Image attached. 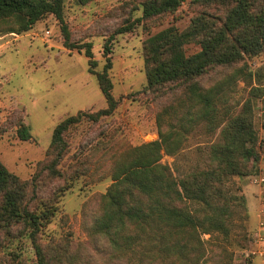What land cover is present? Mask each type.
Returning <instances> with one entry per match:
<instances>
[{"label":"trees","instance_id":"trees-1","mask_svg":"<svg viewBox=\"0 0 264 264\" xmlns=\"http://www.w3.org/2000/svg\"><path fill=\"white\" fill-rule=\"evenodd\" d=\"M66 1L0 0V34L26 33L53 16L60 24L64 47L83 51L88 72L106 103L96 113L78 112L59 122L29 180H21L0 162V236L7 246L27 241L35 264H91L80 252L52 253L42 245L60 198L71 188L62 185L43 194L42 184L65 179L68 133L83 121L98 123L111 117L119 106L109 77L110 39L103 45L105 64L96 71L91 44L69 43L63 17ZM74 1L85 5L93 0ZM184 1L144 0L135 21L172 16ZM190 4L199 8L186 28L169 26L142 44L143 92L166 103L156 115L158 139L118 152L109 150L99 169L91 173L81 162L68 178L89 174L93 182L103 164L111 162L104 173L111 183L88 228V237L99 243L96 248L105 264H218L214 255L220 262L226 260L235 224L248 214L241 188L233 179L257 174V163L264 157V139L259 140L253 122L255 100L264 104V65L252 73L245 63V58L264 57V0H190ZM132 28V24L120 27L115 34ZM188 44L199 50L188 55ZM253 78L258 86L240 107L233 105L237 83ZM197 127L205 134L219 130L218 140L209 146L202 165L176 176L160 161L177 156ZM16 136L21 142L31 139L22 123L16 126Z\"/></svg>","mask_w":264,"mask_h":264},{"label":"rangeland","instance_id":"rangeland-1","mask_svg":"<svg viewBox=\"0 0 264 264\" xmlns=\"http://www.w3.org/2000/svg\"><path fill=\"white\" fill-rule=\"evenodd\" d=\"M143 1L93 0L79 5L74 0H67L64 7L69 43L91 44L96 71L105 64L103 45L110 39L112 67L109 77L119 106L111 117L98 123L83 121L68 133L69 152L62 168L65 179L59 182L45 180L42 192L45 194L62 185L71 188L60 198L56 217L41 242L52 253L63 250L80 252L83 254L81 258L88 257L91 264H105L103 255L96 248L95 243H99L88 237V228L98 212L101 195L111 183L109 174L104 175L111 162L108 160L103 164L93 182L89 181V174L68 178L81 162L91 173L99 169L109 150L118 152L158 139L156 115L166 103L156 102L153 96L143 92L146 78L142 44L149 36L169 26L183 30L199 8L185 0L172 16L136 22L135 19L141 16ZM130 24L133 28L129 32L115 34L120 27ZM185 48L188 55L199 50L194 44ZM245 63L254 73L264 65V57L245 58ZM257 86L254 78L249 83L238 82L232 104L240 107L248 99L251 89ZM105 108L97 81L88 72L87 58L83 51L64 47L60 24L53 16H46L26 33L0 34V162L9 172L21 180H29L36 164L43 160L59 122L78 112L93 114ZM253 122L259 140L264 139L261 128L264 104L261 100H255ZM18 123L28 127L30 140L21 142L17 138ZM218 135L219 130L205 134L197 127L188 135L177 156H164L160 163L169 166L176 176H181L202 165L206 151L217 142ZM102 147L105 151L100 149ZM263 162L264 157L257 163V174L233 179L241 188L248 214L235 224L226 246V260L220 262V258L214 255L218 264H264V257L258 256L264 233L253 228L245 196V193L258 196L256 187L264 183L259 181ZM5 240L0 236V264H35L27 241L16 240L7 246ZM2 245L6 247L2 248Z\"/></svg>","mask_w":264,"mask_h":264},{"label":"crops","instance_id":"crops-1","mask_svg":"<svg viewBox=\"0 0 264 264\" xmlns=\"http://www.w3.org/2000/svg\"><path fill=\"white\" fill-rule=\"evenodd\" d=\"M259 176L264 178V162L262 167L260 166ZM261 186V187H259ZM257 188L258 196H250L245 193L248 210L250 212V219L252 218L254 226L253 228L259 230V232L264 233V183L259 185ZM247 188V187H246ZM258 256L264 257V240L260 243L258 247Z\"/></svg>","mask_w":264,"mask_h":264},{"label":"built area","instance_id":"built-area-1","mask_svg":"<svg viewBox=\"0 0 264 264\" xmlns=\"http://www.w3.org/2000/svg\"><path fill=\"white\" fill-rule=\"evenodd\" d=\"M259 181H260V182H263V181H264V178H261Z\"/></svg>","mask_w":264,"mask_h":264}]
</instances>
